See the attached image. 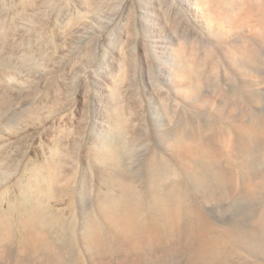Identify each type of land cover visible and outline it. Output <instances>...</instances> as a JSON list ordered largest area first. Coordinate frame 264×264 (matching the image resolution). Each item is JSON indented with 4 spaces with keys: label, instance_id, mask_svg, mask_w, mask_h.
Instances as JSON below:
<instances>
[{
    "label": "bare ground",
    "instance_id": "bare-ground-1",
    "mask_svg": "<svg viewBox=\"0 0 264 264\" xmlns=\"http://www.w3.org/2000/svg\"><path fill=\"white\" fill-rule=\"evenodd\" d=\"M1 22L0 77H5L29 63V53L24 51L18 64L13 54L4 56L16 49L9 42L12 30ZM241 63L246 75L264 68L258 54H246ZM227 79V89L205 80L219 97L218 108L209 107L207 96L191 100L196 110L162 105L171 126L156 133L161 152L152 148L139 166L127 162L135 147L111 103L110 130L92 134L86 153L76 138L80 122L72 130L55 128L49 149L36 157L24 151L25 136L13 143L0 136V184L19 163H29L27 181L0 192V264H83L82 244L98 255L151 253L145 261L116 264H264V108H256L264 97ZM4 81L0 133L20 134L19 124L28 128L29 117L35 122L46 108L61 104L55 86L50 96L36 97L32 109L16 111L15 100H28L29 90ZM192 87L197 93L199 85ZM200 107L206 112H198ZM210 211L232 216L220 226ZM240 249L261 262L247 260Z\"/></svg>",
    "mask_w": 264,
    "mask_h": 264
},
{
    "label": "rangeland",
    "instance_id": "rangeland-1",
    "mask_svg": "<svg viewBox=\"0 0 264 264\" xmlns=\"http://www.w3.org/2000/svg\"><path fill=\"white\" fill-rule=\"evenodd\" d=\"M1 21L12 30L9 42L16 49L5 50L4 56L13 54L18 64L24 51L29 53V63L13 69V78L0 77L13 88L29 90V99L18 102L17 98L14 109H32L35 100L50 96L55 86L62 97L56 110L46 108L39 114V121L29 117L28 128L19 124L20 134L10 137V132L1 131L2 139L9 137L10 143L25 136L29 158L45 154L55 128L72 130L78 122L82 127L76 138L86 153L92 134L110 130L107 107L111 103L117 106L113 113L125 122L126 137L135 147L127 162L139 166L152 148L161 152L155 144L156 133L171 126L162 105L190 110L195 109L192 99L203 101L207 96L212 100L209 107L218 108L219 97L205 80L227 89V77H233L264 97V68L247 75L240 68L246 54L264 58V0H0ZM194 83L199 85L197 93ZM200 108L198 112H206ZM256 108H264V100ZM28 165L19 163L12 169L0 192L26 182ZM209 213L220 226L232 216L229 211L220 217ZM78 215L82 224L83 217ZM79 251L83 264L145 261L151 256L149 251L98 255L83 244ZM239 253L251 262H261L242 249Z\"/></svg>",
    "mask_w": 264,
    "mask_h": 264
}]
</instances>
